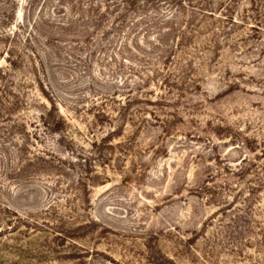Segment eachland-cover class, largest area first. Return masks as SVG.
Segmentation results:
<instances>
[{
    "label": "rangeland",
    "instance_id": "374dc122",
    "mask_svg": "<svg viewBox=\"0 0 264 264\" xmlns=\"http://www.w3.org/2000/svg\"><path fill=\"white\" fill-rule=\"evenodd\" d=\"M0 264H264V0H0Z\"/></svg>",
    "mask_w": 264,
    "mask_h": 264
}]
</instances>
